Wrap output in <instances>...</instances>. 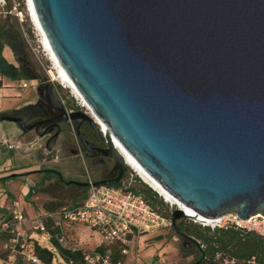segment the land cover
I'll return each instance as SVG.
<instances>
[{"label":"water","instance_id":"water-1","mask_svg":"<svg viewBox=\"0 0 264 264\" xmlns=\"http://www.w3.org/2000/svg\"><path fill=\"white\" fill-rule=\"evenodd\" d=\"M32 3L54 56L94 114L67 112L48 83V103L59 114L33 124L6 118L25 132L86 121L107 147L82 136L85 149L120 167L115 178L67 183L118 185L130 165L114 136L196 214L264 215V0ZM171 217L179 231L189 216L175 209Z\"/></svg>","mask_w":264,"mask_h":264},{"label":"rangeland","instance_id":"rangeland-1","mask_svg":"<svg viewBox=\"0 0 264 264\" xmlns=\"http://www.w3.org/2000/svg\"><path fill=\"white\" fill-rule=\"evenodd\" d=\"M5 1V4L3 6H0V24L4 22V20L9 16H11L9 22L19 27V31L21 33V37L24 40L25 46L24 53L19 56V60L17 59V62L26 69L30 76L33 77V80L37 86L36 89H34L32 85L31 87L27 88L28 93H31L32 96L39 95V102L44 105L45 109H50V106H48L50 104L48 103L44 87L48 83H53L55 85L56 96L59 97L61 95L62 97H64L66 99L68 108H76L77 105L75 100L71 96H69V92L67 91V89L63 88L59 80L54 76V72L56 71L54 62L50 58V55L48 53L49 51L46 49L43 43H41L40 31L29 15L26 0ZM16 5L18 6L19 10L23 11L22 20L17 15L16 10H14V7ZM11 10H14V13H11ZM27 81L29 82L30 80L27 79ZM21 100L15 102L14 104H12V106L21 104ZM33 110L34 108H28L27 110H22L20 114H23V116L28 121H33L35 118L40 117V113ZM29 136L31 137L32 134H29ZM46 141H48V136H46L43 141L41 140L37 144H35V146L31 147L30 150L27 149L28 153H33L31 159L39 160L41 158H44L45 156L47 157V160L48 158H50V154L48 155L44 153V149L47 146ZM27 151H25V154L27 153ZM22 161L23 160H21V162ZM28 161H30V158H28ZM88 168L90 169V165H88ZM82 171L86 173V168L84 165H82ZM132 173H134V177H132ZM135 177H138V179L143 181L142 183H146L144 182V180H142V178L136 176L134 170L130 166H127L125 169L124 180L120 185L134 187L136 185ZM51 179V181H48L43 187L39 188L41 190V193H35L34 198H22L20 199V204L18 202L19 199H15V201L10 204L12 208L8 210L9 214L7 218L0 219V259L3 260V264H18L21 261L24 263L30 262L27 259V255L33 249L32 240L36 236L35 229L33 227V219L35 218H33L32 220H26L24 224H19L11 214L14 209L18 207L23 211L25 215H31L33 214V211L35 214H39V212H41L42 214H40L39 216H42L45 213L56 211L63 206L72 205L86 195V189L84 188H76L74 186H69L67 184L61 183L56 177H52ZM166 204L164 207L166 210H168L169 205ZM25 218H27V216ZM49 220L50 219L47 220L48 223ZM6 221L10 224L9 228H5L3 226V223ZM182 221L183 220L178 221L179 231H177V229H175V227L173 226V228H169L164 231L143 234L141 238H139L136 242L138 245L135 244L133 247H131L129 254L124 257V263H195V256L184 257L185 250L183 249L185 247H183L182 244L185 242L187 244L195 245V243L191 238L187 237L186 239H183V237L181 236V234H184V229L181 226ZM53 225L54 223H52V225L49 224V226ZM87 227L88 226L85 224H72L71 226L66 225L65 229L69 233L70 241L73 245H77L78 247L86 249L88 251L90 249H94L95 247L90 246V243L85 242L83 237H93L95 240L93 241V244H96L97 238L100 237V235L91 227H88L87 230ZM33 251L35 253V248L33 249ZM152 253L158 254V258L150 255ZM53 264L63 263H59L54 259ZM248 264H256V262L252 260Z\"/></svg>","mask_w":264,"mask_h":264},{"label":"built area","instance_id":"built-area-1","mask_svg":"<svg viewBox=\"0 0 264 264\" xmlns=\"http://www.w3.org/2000/svg\"><path fill=\"white\" fill-rule=\"evenodd\" d=\"M5 2V0H0V6H3ZM14 10H16L17 15L22 20L23 11L19 10L17 5L14 7ZM14 10H11L10 12L14 13ZM60 84L63 88L67 89L69 96L75 100L77 105L76 108H67V112L81 109L91 114L81 98H79L70 87H67L61 82ZM31 85L34 86V88L37 87L34 83ZM29 86L30 83L28 81L21 83V87L23 88ZM57 98L66 105V99L64 97L60 95ZM96 123L102 130L101 125L97 121ZM4 142L7 143L9 148H20L19 145L8 140H5ZM134 172L136 176L142 178L137 171L134 170ZM131 175L132 177L135 176L134 173ZM142 180L144 179L142 178ZM93 181V179H89V182L93 183ZM163 199L169 205V216L156 211L142 195L137 194L132 190H124L122 185L91 184L90 187H88L87 196L83 203L72 206H63L59 210L45 213L44 215L33 219V227L36 235L32 240L33 249L35 248V244H38L42 248L55 252L58 256L57 258L59 262L63 264H73L72 261L66 262L58 253L57 248L52 242L54 235L51 232V227H60L61 231L55 235V238L64 247L80 248L77 245L72 244L69 233L65 229L66 225L71 226L72 224L80 223L94 229L100 235L103 242L102 244L117 246L121 254L128 255L132 244L136 243L143 234L155 233L173 228L171 213L175 209L183 210L189 216L185 219H189L203 226H208L212 229L217 227H236L252 230L264 236V215L262 214H255L247 219H243L237 214L229 213L215 219H210L196 214L193 210L192 211L195 214L188 213V207L182 203V205H180L178 203H173L172 201H167L164 197ZM11 214L17 223L24 224L26 222L23 211L18 207L14 209ZM48 219L55 220L53 226L48 225ZM3 226L9 228L10 224L6 221L3 223ZM33 249L27 255V259L32 263H41V260L35 255ZM84 261L85 264H125L122 260L116 261L110 249L104 252L96 251L95 248L90 249L86 251Z\"/></svg>","mask_w":264,"mask_h":264},{"label":"crops","instance_id":"crops-1","mask_svg":"<svg viewBox=\"0 0 264 264\" xmlns=\"http://www.w3.org/2000/svg\"><path fill=\"white\" fill-rule=\"evenodd\" d=\"M1 55L11 64L20 66L8 46H2V48L0 46V57ZM27 79L30 80L29 87H31L32 83L35 84L33 78L11 80L3 77V86L0 87V219L7 218L9 214L8 210L12 208L10 204L15 199H19L18 202L20 204V199L22 198H34L35 193H41L39 188L43 187L48 181H51L52 177L58 178L54 170L65 173L70 179L86 181L88 177L82 171V165L85 166L86 170L88 169V165H91V161L86 156L70 153V150L64 145L62 137L55 144L46 141L47 146L44 149V153L50 154L48 160L46 156L39 160L31 159L33 153H28L27 149L30 150L39 141H43L46 135H43L36 129L25 132L18 122L6 118L8 116H16L23 109L27 110L28 107L39 103V95L32 96L31 93H28L27 88L29 87H21V83L27 81ZM20 100L22 101L21 104L12 106V104ZM29 134H32V136L30 137ZM5 140L19 145L20 148H9L7 143L4 142ZM25 151H27L26 154ZM28 158H30V161H28ZM21 160L24 162H21ZM75 166H78L80 169H73ZM91 179L96 181L100 177L92 175ZM85 189L87 193L88 188L85 187ZM40 214L42 213L35 214L33 211L31 215H24L25 217L27 216L26 220H32ZM83 238L85 242L90 243V246L95 248L103 243L101 237L97 238L96 244H93V241H95L93 237L86 236ZM135 244L138 245L134 243L131 247ZM150 255L158 258V254L156 253ZM2 261L0 259V264H3Z\"/></svg>","mask_w":264,"mask_h":264},{"label":"trees","instance_id":"trees-1","mask_svg":"<svg viewBox=\"0 0 264 264\" xmlns=\"http://www.w3.org/2000/svg\"><path fill=\"white\" fill-rule=\"evenodd\" d=\"M9 16L0 24V46H8L16 59L24 53V40L21 37L19 27L10 23ZM3 77L11 80H18L22 78H33L28 74L26 69L20 65L11 64L2 55L0 57V87L3 86ZM39 103L28 108L39 107ZM27 108V109H28ZM24 110V109H23ZM136 185L134 187H127L122 185L124 190H132L137 194L142 195L145 200L159 213L163 215H170V209H165L166 202L163 197L147 183H142L138 177H135ZM61 183L76 188H84V186L72 185L67 183L63 178L58 177ZM121 183H118L120 185ZM87 193L79 201L72 205H78L84 202ZM165 203V204H164ZM71 205V206H72ZM167 205V204H166ZM62 208V207H61ZM60 208V209H61ZM59 210V209H58ZM181 226L184 229V235L191 238L194 244H187L183 250L184 257L195 256V263L192 264H248L252 260L256 264H264V236L246 229L236 227L212 229L208 226H203L195 223L189 219H182ZM54 219L49 220V224L54 223ZM61 231L60 227H51L53 233V244L57 248L60 256L66 261H72L73 264H85L84 257L86 249L64 247L55 238V235ZM111 250L114 259L124 261L125 255L120 253L117 246H110L101 244L95 248L96 251L104 252ZM35 255L41 260V263H24L18 264H53V260L59 262L58 256L52 250L42 248L35 244ZM61 263V262H59Z\"/></svg>","mask_w":264,"mask_h":264},{"label":"flooded vegetation","instance_id":"flooded-vegetation-1","mask_svg":"<svg viewBox=\"0 0 264 264\" xmlns=\"http://www.w3.org/2000/svg\"><path fill=\"white\" fill-rule=\"evenodd\" d=\"M39 105V107H36L33 110L40 113L39 118H35L33 121H28L23 116V114L20 113H18L16 117L23 118L26 124H33L45 119H50L60 113L59 110L55 112V109L52 105H48L50 106V109H45L44 105L40 102ZM65 108H68L67 104L65 105ZM36 130L39 132L41 131L40 133L48 136V143L55 144L57 141H59V138L62 137L64 139L63 143L70 150V153L86 156L91 161L90 169L88 168L85 173L88 178L86 181L83 180V182H89V179L92 178V175H98L100 179L115 178L119 175L120 167L116 166V162L114 159L108 156L97 155L85 149L83 145L82 136H84L87 141H89L92 145L96 147H107L106 142L101 139V137L95 132L93 127L86 121L82 122L81 120H72L48 122L42 124L41 126L36 128ZM73 169L79 170L80 168L78 166H75L73 167ZM54 171L56 172V175L58 177L62 175L65 181L71 180L69 179V177H67V175H65V173H62L59 170ZM124 177L125 173L119 183L123 182Z\"/></svg>","mask_w":264,"mask_h":264},{"label":"bare ground","instance_id":"bare-ground-1","mask_svg":"<svg viewBox=\"0 0 264 264\" xmlns=\"http://www.w3.org/2000/svg\"><path fill=\"white\" fill-rule=\"evenodd\" d=\"M27 9L29 12V15L32 19V21L34 22V24L36 25V27L38 28V30L40 31L41 34V43H43V45L46 47V49L49 51V55L50 58L53 60L54 62V67L56 69V71L54 72V76L55 78H57L59 80V82H61L62 84H65L67 87H70L73 92H75L79 98H81V100L84 102V105L87 106L88 110L90 111L91 114H94L91 111V108L88 106V104L85 102V100L82 98V96L78 93V91L75 89V87L72 85L71 81L68 79L67 75L65 74L62 66L60 65L59 61L57 60V58L54 56L50 44L46 38L45 33L43 32L41 25L37 19V16L35 14L34 8H33V3L32 0H27ZM55 79V80H57ZM96 121L101 125L102 127V131L103 133H107L108 129L107 127L94 115ZM113 142L115 144V146L117 147V149H119V151L125 156L126 162L128 165H130V167H132L135 171H137V173L139 175H141V177L149 184L151 185L156 191L159 192L160 195H162L167 201H172L173 203H178L180 205H182L181 203H179L174 197H172L166 190H164L136 161L135 159H133L128 153L127 151L123 148V146L118 142V140L112 136ZM187 211H189L188 213H192L195 214L192 210L187 208Z\"/></svg>","mask_w":264,"mask_h":264}]
</instances>
